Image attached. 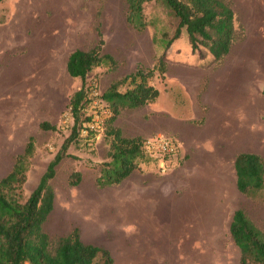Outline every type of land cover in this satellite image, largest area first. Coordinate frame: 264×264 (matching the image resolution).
Returning a JSON list of instances; mask_svg holds the SVG:
<instances>
[{
    "label": "rangeland",
    "instance_id": "374dc122",
    "mask_svg": "<svg viewBox=\"0 0 264 264\" xmlns=\"http://www.w3.org/2000/svg\"><path fill=\"white\" fill-rule=\"evenodd\" d=\"M241 5L232 2L238 33L226 58L227 61L232 60L226 72L231 74L232 80L236 76L235 83L240 79L242 68L247 75L248 138L244 150L255 152L264 160V0H251ZM126 10L125 0L0 1V27L5 29L2 26L4 23L20 26L18 38L22 44L15 52L12 50L8 54L9 60L18 57L28 62L31 55L35 59L24 74L23 105L20 98L18 104L15 98H9L8 106L3 107L7 108V115L0 117V178L10 170L28 136L34 137L35 151L24 187L26 195L36 186L48 162L69 134L68 124L72 119L68 102L72 93L80 87L81 79L68 74V54L76 48H91L99 38L98 33L102 34L103 52L113 56L118 64L114 69L105 65L96 66L87 74V79L95 83L97 94H100L116 77L132 70L135 64L151 68L156 58L153 41L158 48L161 47L156 39L170 35L176 24V18L162 0L144 2L147 26L142 31H137L126 21ZM172 46L174 51L171 57L174 60L179 59V62L200 69L213 65L211 55L204 48H201L202 59L198 51H191L184 28ZM1 67L7 69L8 64H0ZM153 81L157 80L153 78ZM202 83L205 84L206 79ZM101 104L103 112H106L104 103ZM244 106L241 110L245 115ZM170 112L179 119L190 117L188 107L171 109ZM97 120H101L99 116ZM42 121L54 124L57 130L40 129L39 123ZM102 130L99 129L93 138H81L71 145L68 148L70 156L63 158L56 166L55 176L51 180L56 202L44 223V230L51 241V252L57 238L76 227L73 222L81 218L78 216L77 219L76 215L82 208L80 198L84 193H81L82 189L76 190L77 186L82 182L86 185L90 183L97 174V164L107 159L109 139ZM245 138L243 131L242 141ZM203 151L206 152L194 155L179 148L178 153L167 161L165 172H161L157 166L153 167L155 174H164L171 168L191 162V158L196 156L198 158L192 162L194 164L190 170L195 173L196 167H200L201 172L199 179L195 174L193 183L177 187L172 215L167 217L164 213V217L159 218L152 211L144 212L151 219L148 232L140 223L122 228L116 242L129 249L127 264H238L239 250L229 233L232 213L238 208L243 209L264 231V188L255 195L239 192L233 162L229 159L217 162L214 159L216 154L208 152L210 150L204 146ZM199 160L203 161L200 165L197 163ZM75 170L81 172L82 179L78 185L70 186L68 177ZM191 188L195 191L194 197L188 192ZM114 235L107 232L101 238L113 241ZM141 243L146 253L136 256L135 247Z\"/></svg>",
    "mask_w": 264,
    "mask_h": 264
},
{
    "label": "trees",
    "instance_id": "16d2710c",
    "mask_svg": "<svg viewBox=\"0 0 264 264\" xmlns=\"http://www.w3.org/2000/svg\"><path fill=\"white\" fill-rule=\"evenodd\" d=\"M3 1V0H0ZM146 0H125L126 21L137 31L147 26L143 12ZM176 24L170 35L156 39V60L151 68L137 64L135 69L113 80L100 94L87 74L96 66L117 68V60L103 52L104 39L98 33L97 42L88 49L72 50L66 60V70L72 77L81 79L80 87L69 98L68 106L72 121L68 124L69 134L63 139L55 155L48 162L36 186L26 195L24 187L28 180L30 160L35 151V140L29 135L25 145L13 161L10 170L0 178V264H114L110 252L100 246L84 243L80 232L74 227L67 235L59 236L53 252L50 237L44 230L53 209L54 190L51 180L56 166L70 156L68 148L81 138H93L99 128H89L96 116L101 120L104 136L109 139L107 159L97 164L95 183L99 188L120 184L143 162H152L160 170V163L175 155L149 152L144 144L148 138L126 137L116 127L115 120L122 109L138 108L154 102L159 89L150 83L158 74L163 81L166 71L165 51L181 36L184 28L191 51L201 48L212 57V66L220 64L230 52L237 39L235 14L230 0H162ZM204 85L202 86V89ZM104 103L105 111L103 112ZM42 130H57L48 122L39 123ZM87 129L85 135L83 130ZM235 184L239 192L255 195L264 188V160L255 152H240L233 160ZM82 179L78 170L70 173L68 184L76 186ZM229 233L239 250L238 264H264V231L261 230L241 208L233 211Z\"/></svg>",
    "mask_w": 264,
    "mask_h": 264
},
{
    "label": "crops",
    "instance_id": "0c3cea01",
    "mask_svg": "<svg viewBox=\"0 0 264 264\" xmlns=\"http://www.w3.org/2000/svg\"><path fill=\"white\" fill-rule=\"evenodd\" d=\"M230 1L231 3L236 2L238 6L242 3V7L244 2L251 0ZM256 11L257 8L254 9V12ZM2 26H5V29L0 27V64H8V68H0V117L7 115V108L3 109V107L8 106L9 98H15L16 104L20 98L21 105H23L24 74L29 64L34 63L35 60L32 55L28 62L19 60L18 57L9 60L8 54H11L12 50L15 52L18 45L22 44L18 38L20 26L9 23H4ZM153 51L156 57L158 54L154 45ZM173 51V46L165 51L164 80L160 81L157 73L150 79V83L160 91L157 99L138 108L122 109L116 118V127L126 137L151 138L167 134L178 141L181 150L185 153L201 154L206 152L203 151L204 146L210 150L208 152L216 154L217 157L214 159L217 162L227 159L233 162L238 153L247 152L244 150L248 138L249 89L247 75L243 73L242 68L240 79L235 83L236 76L232 80L231 74L226 72L232 61L226 59L230 52L215 67L200 69L179 62V59L174 60L171 57ZM151 52L152 47L150 54ZM155 60L156 58L151 66ZM240 65H243L242 62ZM136 66L137 64L127 73L133 71ZM125 74L116 77V79ZM153 78L157 81L154 82ZM204 79H206L205 84L202 83ZM20 89L21 95L19 96ZM243 105L246 106H244L245 115L241 110ZM181 107L189 108L190 117L179 119L170 112L171 109L179 110ZM243 131L246 135L245 141H242ZM197 158L194 156L191 158V162L171 168L160 175L154 173V163L143 162L139 169L134 170L120 184L103 188L96 185L94 177L87 185L82 182L76 189H82L81 193H84L80 198L82 208L76 218L78 219L79 216L83 220L80 218L73 222L79 229L81 240L88 244L93 242V245L107 249L114 258L115 264L117 260L119 261L117 264H127L130 251L116 242V236L124 226L128 227L134 223L142 224V227L148 232L151 219L148 215H144V212L152 211L159 218L164 217V213L167 217L172 215L177 200V187L183 185L185 187V183H193L195 174H197L196 178L200 177V167H196L195 173L190 170L191 165L194 164L192 162ZM197 163L200 165L203 161L199 160ZM188 192L192 193L194 197V189H188ZM197 194L199 195V189H197ZM55 202L54 196L53 207ZM141 212L143 215H140ZM107 232L115 234L113 241H104L101 238ZM68 233L70 231L64 235ZM160 247L163 248V245L161 244ZM135 249L136 256L146 253V248L142 243L140 246L136 245ZM141 264H145V262Z\"/></svg>",
    "mask_w": 264,
    "mask_h": 264
},
{
    "label": "built area",
    "instance_id": "2783aa9c",
    "mask_svg": "<svg viewBox=\"0 0 264 264\" xmlns=\"http://www.w3.org/2000/svg\"><path fill=\"white\" fill-rule=\"evenodd\" d=\"M88 126L89 128L101 129L100 123L97 120V116L94 119V123H91ZM86 131L87 129L83 130V132H86ZM144 147L149 152L173 156L178 153L180 145L176 141V139L172 138L171 136L160 134L155 137L148 138L144 144ZM165 165L166 164H164V162L160 163L161 172H165L167 170Z\"/></svg>",
    "mask_w": 264,
    "mask_h": 264
},
{
    "label": "bare ground",
    "instance_id": "6f19581e",
    "mask_svg": "<svg viewBox=\"0 0 264 264\" xmlns=\"http://www.w3.org/2000/svg\"><path fill=\"white\" fill-rule=\"evenodd\" d=\"M256 37V36H255ZM258 37H259V35H258Z\"/></svg>",
    "mask_w": 264,
    "mask_h": 264
}]
</instances>
